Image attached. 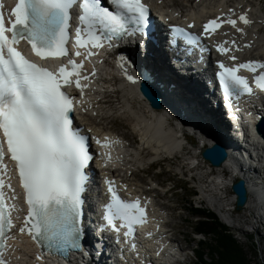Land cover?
I'll return each instance as SVG.
<instances>
[{"label":"snow or ice","instance_id":"snow-or-ice-1","mask_svg":"<svg viewBox=\"0 0 264 264\" xmlns=\"http://www.w3.org/2000/svg\"><path fill=\"white\" fill-rule=\"evenodd\" d=\"M77 2L18 0L7 21L0 4V169L5 167L6 143L28 206L19 232H27L32 240L64 251L80 246L77 241L83 231L82 197L88 183L86 168L92 157L87 138L72 127L70 112L73 100L61 91V80L71 85L70 77L75 76V86L82 89L87 85L80 81L88 80V76L81 71L83 60L77 63L69 57L67 65L59 67L57 76L27 59L16 45L26 40L35 56L42 59L69 56L66 44L70 38V10ZM108 2L115 11L104 6L105 0H80L79 26L75 29L76 56L83 55L86 60L96 54L91 49L103 47L105 40L111 43L114 37L129 34L130 26L135 25V31L142 30L145 25L149 9L142 0ZM238 19L244 25L252 23L246 14L239 15ZM223 23L231 25L237 32L244 31L237 25V19L221 18L208 20L203 31L211 35ZM227 43L224 41L218 45L217 51L229 53L231 49L225 46ZM80 48L87 49L86 55L80 52ZM229 59L235 61L237 57L231 55ZM220 68L223 70L220 78L226 96L234 92L252 93L248 79L238 75L240 69L254 73L256 87L264 91V63L248 61L233 67L221 63ZM257 68L261 70L259 73ZM127 79L135 82L131 75ZM96 143L102 142L97 140ZM108 183L111 202L105 206V221L115 227L114 222L119 219L129 231L134 224L144 223L145 209L139 200H122L112 182ZM5 187L14 193L10 178L6 185L5 179L0 177V264H8L3 251L8 246L7 241L15 239L6 230L13 227L11 212L16 210V204L6 207ZM10 199L15 201L17 197L13 194ZM124 235H129V232Z\"/></svg>","mask_w":264,"mask_h":264},{"label":"bare ground","instance_id":"bare-ground-1","mask_svg":"<svg viewBox=\"0 0 264 264\" xmlns=\"http://www.w3.org/2000/svg\"><path fill=\"white\" fill-rule=\"evenodd\" d=\"M152 1L162 3L164 5L163 9L167 12L166 15L175 19L178 23L185 21L193 26H198L208 18L222 17L223 19H228L232 17L237 19V25L242 27L244 31L242 33L237 32L232 26H228L217 34V39L221 42H228L226 47L231 49L232 55L239 54V56L244 59H264V34L261 33L263 32L262 25H264V11L260 6L259 8L252 7L250 4H245V0H182L184 4H188L189 10H184L177 6L174 0ZM249 7H251V9L247 10ZM241 14H246L252 23L250 25H244L239 21L238 17ZM175 21L174 23H176ZM232 41H235L234 45ZM139 47L143 48L141 44H136L130 49H126L128 53L136 55L135 59L131 56L129 59L118 56L117 64L119 66L117 69L113 68L109 72V67H99V70L103 72L98 77L100 81L95 82L93 89L84 94L85 98H83V100L88 102L82 108V119L86 121L99 136L102 135L107 142L113 144L104 146L100 157L101 161L96 162L98 167L96 172L98 173L99 170L104 167L105 169L102 170V173L103 178L106 179L110 177V172L114 171L113 173H116L114 177L118 180L122 189L127 188L129 195L139 194L142 198L145 197V199L151 203L152 218L155 223L153 228L155 227V229L150 231L147 242L139 246L142 257H126L125 264H164L166 260H168V257L161 258L160 256H162L163 253L159 256L157 250L167 247L166 238L168 236L163 223L169 214L165 213L166 211L164 208H160L158 204H155L154 199L151 196H147V193L142 191V188L140 189L138 183L134 184V181L132 182L124 176L125 174L123 176L119 175V171H126L127 173L130 171V174L133 175L132 173L136 170L135 166H144V158L153 160L154 158L164 159L163 157H168L169 159L177 157L180 150L184 151L186 149V147H183L184 144L187 142L189 143L188 140H190L183 131L181 132L184 134V137H179L182 134L179 128L185 124L192 134L197 135L199 140L202 141L200 136L204 137V140L209 142V144L210 142H215L226 150L227 160L225 163L220 167L210 166L209 168L211 171L204 174V176L208 175V178H211L212 176H217V174L228 175V185L230 186L237 181V178L230 176L229 171L226 169L229 161L230 163H237V165L233 164L234 169L244 174V182L248 190V200L245 208L243 207L242 211L238 213L252 211L253 209L251 210V207L254 208L252 198L256 195V208L262 213V216H264V186L257 182V179L261 178V172H258L259 167L254 165L253 167L247 166L244 152L241 151L242 146L240 142L229 129V125L223 118L221 110L217 108V98H212L207 95V93H210L209 87L206 84L208 71L205 70L201 73H193L191 77L185 76L183 78L177 74L175 63L162 45L157 47L147 45L146 48H143L145 50ZM115 55L116 53L111 54V57ZM121 66L128 71V75H130V73L132 74L131 76L136 79H134L135 82L130 81L129 85H125L124 79H127L128 76L124 77V74L120 70ZM143 68L148 71L147 79L144 82L153 86L158 91L162 89V92H164V98L163 95L162 98L170 100L171 107L174 108V110H179L180 108L191 126L186 123L183 117L182 120H184V123L178 120L179 122H177V124L175 123L176 125H170L169 119L173 114L168 112V105H164L162 109H157L151 108L147 102L142 101L139 86L140 83H143L140 81L143 77ZM164 68H166V70L168 69L170 74L166 73ZM136 87L137 91L134 90ZM167 89L168 92H166ZM191 89H193V94L190 93ZM159 94V96H161L160 92ZM113 110H116V112L122 111V117L130 120L133 132L140 140L137 147L135 142L127 139L125 135H118L110 129L101 128L94 122L96 121L95 118H100L101 120L111 119L112 116L109 115V112ZM173 117L177 120L176 116ZM200 125L205 128L201 129ZM221 128L228 131L225 132ZM262 128L264 129V127ZM128 143L130 145H128ZM244 143L245 142L242 144ZM206 147H208L207 143L202 146V149ZM149 150L152 154L149 157H145L143 155L144 151ZM194 155L195 156L189 158V166L194 164V161H199L197 153H194ZM165 160L168 161L167 159ZM196 164H198L199 167L203 162L199 161ZM119 177L123 179L120 180L118 179ZM217 177L211 182L214 185L215 192L210 190L212 193L207 194V191H203V189L202 191L203 194L206 195V197L203 196L204 201L213 204L215 207L214 210H217L222 215L224 208L216 203L217 201H215L214 196L220 195L218 190L221 191V185L225 183L221 180L217 181ZM10 183L12 185L11 180ZM234 198H236V195H234ZM234 200L233 203H235ZM223 219L225 223L231 222L229 217L227 218V215L224 213ZM228 223L227 225L231 226V224ZM87 230L89 235L94 238L95 234L92 230L89 228H87ZM174 242L181 247L179 241L175 238ZM11 244L12 245L8 248L6 253L7 262L9 264H37L34 262L33 258L35 248L28 236L24 234L23 239L15 244L11 241ZM147 248L148 250H152V257L159 256L157 260L154 258L155 261H143L145 256L151 257V253L147 254L146 252ZM11 251H15V253H11ZM167 254L170 258L172 254H175V251H169L168 249ZM79 264L90 263L83 262ZM97 264L103 263L99 260Z\"/></svg>","mask_w":264,"mask_h":264},{"label":"rangeland","instance_id":"rangeland-1","mask_svg":"<svg viewBox=\"0 0 264 264\" xmlns=\"http://www.w3.org/2000/svg\"><path fill=\"white\" fill-rule=\"evenodd\" d=\"M174 3L177 6H179L181 9L189 10L187 6L188 4H184L182 0L179 1L174 0ZM245 4H250L252 7H256V8H259L260 6V8L264 11V0H245ZM249 9H251V7H249L247 10ZM262 28H263L262 30L263 32L261 33L264 34V25H262ZM120 70L124 74V77L129 76L128 71H126L122 66L120 67ZM164 71L170 74L168 69L166 70V68H164ZM130 75L132 74L130 73ZM166 92H168V89ZM159 97H160L159 98L160 103L162 100L160 108L162 109L164 105H168L167 106L168 112L170 114L172 113L173 116H176L177 118L176 120L172 116L169 119L170 125L171 124L176 125L177 122L179 121L184 122V120H182V117L185 119L186 123L190 125L189 122L184 117L182 110H180V108L179 110L175 109V111H177L175 112L171 107L170 100L163 99L164 95L163 98L162 96ZM173 112L176 115H174ZM109 115L112 116L111 119L101 120L100 118H95L97 122L96 121L94 122L97 123V125H99L101 128L110 129L112 132L116 131L121 135L122 134L125 135L127 139H129L130 141L131 140L134 141L137 147V145L140 143V140L138 136H136V134L133 132L132 124L130 120L128 118L122 117V111L116 112V110H113L109 112ZM221 129L225 132L228 131V130L226 131V129L224 130L223 128ZM200 138L202 139V142L205 141L204 137L200 136ZM189 139H190L188 140L189 143H185V146L187 148L184 151H181L179 154H177V157L169 158L167 159L168 161L164 160L165 162L161 163L159 166H155L152 169L150 168L148 169V166L146 165L151 160L150 158H144L145 163H143V165L146 167L141 165L135 166L136 170L132 173L133 175L130 174V171L128 173L126 171H122V172L119 171L120 174L119 173L118 174L121 176L125 174L124 176H126L130 181L132 182L134 181V184L138 183L140 185V189L142 188L141 190L146 193L148 192L149 189H152L151 194L155 195L156 203L158 202V204L163 206V208L166 211L165 213L169 214L168 215L169 222L173 227L172 236L179 241L181 247H183L185 251L190 253L189 255H190L191 264H194L196 260L195 259L196 251L195 253H193L192 250H195L197 248L198 242L194 240L195 238L192 235L194 231V227H193V218L191 213L192 206L190 203H193L198 206L199 204L198 201L201 200L204 201L203 196L206 197V195L203 194V191L204 190L207 191V194L212 193L213 191L210 192L211 189H209L212 188L213 185V183L211 182L214 179H216V177L220 174H217V176H212L211 178H208V175L204 176V174L211 171L209 168L210 166L207 165V162H205L201 156V153L204 148L202 149V147L200 146L206 143H200L199 141H196V139L193 137H189ZM194 153H197V156L199 157L198 160L200 162H203V164L197 167L196 169L191 170V166H189L190 164L188 163L190 162L189 158L195 156ZM151 154L152 153L149 150V151H144L143 155L145 157H149ZM199 161H194L193 163L196 164ZM143 167H144V171H140L136 173V171H139ZM135 173H136V181L133 178H131L135 176ZM226 177H228V175ZM191 179L192 181H190ZM154 180L156 183L158 181L160 185L163 184V186H161V188H155L156 183L152 182ZM170 189H171L170 192H166L167 190ZM213 189L214 191H216L214 185H213ZM192 192H197V193L199 192L198 196L195 198H191ZM218 192L220 191L218 190ZM223 194H225V196H222ZM222 195L220 194L219 196H214L215 201L217 200V203L222 207H223L222 203L231 204L233 203V199H235L234 201L236 202V198H234L235 194L232 192L231 189H227V191H224ZM255 196H253L252 198V202L254 205V208L251 207V210L253 209L252 211H245L243 213H238L242 211L240 210L237 213L232 214L233 221L227 223L233 226V227H228V229L232 233L231 236L233 237L234 240L237 241L238 245H241L243 247L245 253L248 255V259L251 261V264H264V216H262V213L259 212V210L256 208L257 198ZM218 201H220L221 203H219ZM229 206L230 205H228L227 208H229ZM202 208L215 213L211 209V205L208 204L207 201L203 202ZM223 213H222V218H223ZM224 214L226 215V213ZM228 217L229 216L227 215V218ZM198 238H201V236H199ZM205 244H208L204 246L206 247L205 252L208 255L206 259L208 262H210V253L214 249V245L209 237Z\"/></svg>","mask_w":264,"mask_h":264},{"label":"trees","instance_id":"trees-1","mask_svg":"<svg viewBox=\"0 0 264 264\" xmlns=\"http://www.w3.org/2000/svg\"><path fill=\"white\" fill-rule=\"evenodd\" d=\"M193 215V227L201 235V241L196 249L194 264H251L243 247L231 236V231L222 224L218 217L211 211L199 209L190 203ZM208 237L214 245L210 253V262L204 247Z\"/></svg>","mask_w":264,"mask_h":264},{"label":"water","instance_id":"water-1","mask_svg":"<svg viewBox=\"0 0 264 264\" xmlns=\"http://www.w3.org/2000/svg\"><path fill=\"white\" fill-rule=\"evenodd\" d=\"M144 88L145 90H143V94L148 99L151 108H160L161 103L159 99V91L151 85H145ZM202 157L214 167L222 166L227 160L226 150L218 144L210 148H205L202 151ZM232 191L236 195V210L240 211L245 207L248 200V190L245 182L243 180L235 182L232 186Z\"/></svg>","mask_w":264,"mask_h":264}]
</instances>
